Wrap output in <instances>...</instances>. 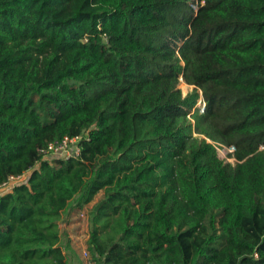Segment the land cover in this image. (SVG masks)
<instances>
[{"label":"trees","instance_id":"16d2710c","mask_svg":"<svg viewBox=\"0 0 264 264\" xmlns=\"http://www.w3.org/2000/svg\"><path fill=\"white\" fill-rule=\"evenodd\" d=\"M24 172L0 264H68L61 214L101 191L94 264H264V0H0V183Z\"/></svg>","mask_w":264,"mask_h":264},{"label":"rangeland","instance_id":"374dc122","mask_svg":"<svg viewBox=\"0 0 264 264\" xmlns=\"http://www.w3.org/2000/svg\"><path fill=\"white\" fill-rule=\"evenodd\" d=\"M178 88L181 90L182 96H186L189 92H193L194 90L198 94L197 104L200 101V94L199 90H196L193 86L187 85L182 78L179 79ZM196 111L201 114L203 107L197 109L195 106ZM194 109L192 110L191 114H193ZM187 117L188 122L194 125V121L191 116ZM192 136L194 138H198L199 140H204L206 143H212L217 150L218 158L221 160L223 153L226 152L224 148H228L225 145H221L219 143H213L211 140L207 139L203 135H198L195 131H192ZM223 161V160H222ZM223 163H231L235 164V160L232 158H228ZM90 182L87 181L85 191L89 187ZM82 194L75 196L68 205V209L61 214L60 220V232L62 234V244L65 245V251L69 257L68 264H94L90 261V256L87 255L85 257L86 245L87 240L89 237V233L91 230V218L93 215V211L95 206L103 199V192H99L92 201L84 206L82 209H77L76 204L80 199Z\"/></svg>","mask_w":264,"mask_h":264},{"label":"built area","instance_id":"2783aa9c","mask_svg":"<svg viewBox=\"0 0 264 264\" xmlns=\"http://www.w3.org/2000/svg\"><path fill=\"white\" fill-rule=\"evenodd\" d=\"M200 101L197 104L196 108L198 109L200 105L204 109V102L200 94ZM203 109L201 112H203ZM82 140V136H76V137H65L60 141H55L52 143H49L45 148L40 149L39 153L43 156V159H50V160H67L70 158H78L80 156V142ZM226 152L223 153L222 159L224 162L229 158V154H232L234 152L233 147L224 148ZM218 150V149H217ZM29 175V172H24L21 175L16 176H9L6 181L0 183V196L5 195L7 193H10L12 189L25 182L27 177ZM85 253V257H87L88 253ZM67 258V263H69V257L65 253Z\"/></svg>","mask_w":264,"mask_h":264}]
</instances>
